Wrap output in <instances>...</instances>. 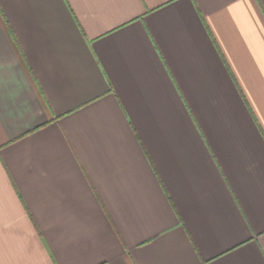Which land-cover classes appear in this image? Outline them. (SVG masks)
Masks as SVG:
<instances>
[{
  "label": "crops",
  "instance_id": "1",
  "mask_svg": "<svg viewBox=\"0 0 264 264\" xmlns=\"http://www.w3.org/2000/svg\"><path fill=\"white\" fill-rule=\"evenodd\" d=\"M0 264H264V0H0Z\"/></svg>",
  "mask_w": 264,
  "mask_h": 264
}]
</instances>
